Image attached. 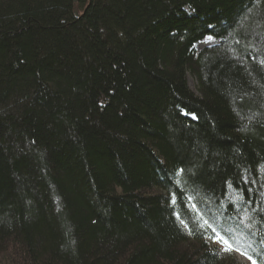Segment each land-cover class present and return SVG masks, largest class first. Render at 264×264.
Listing matches in <instances>:
<instances>
[{
    "label": "trees",
    "instance_id": "trees-1",
    "mask_svg": "<svg viewBox=\"0 0 264 264\" xmlns=\"http://www.w3.org/2000/svg\"><path fill=\"white\" fill-rule=\"evenodd\" d=\"M217 233L264 261V0H0V264H238Z\"/></svg>",
    "mask_w": 264,
    "mask_h": 264
},
{
    "label": "snow or ice",
    "instance_id": "snow-or-ice-1",
    "mask_svg": "<svg viewBox=\"0 0 264 264\" xmlns=\"http://www.w3.org/2000/svg\"><path fill=\"white\" fill-rule=\"evenodd\" d=\"M173 203H175V196H173ZM178 215V214H177ZM181 223L183 224L184 221L182 220ZM204 224L206 225L207 224V221L204 222ZM204 225H201V227H203ZM249 227H251V225H248ZM185 227H187V225H185ZM189 232L191 234V230L189 229ZM254 235V234H253ZM234 239H237V238H233ZM214 240L216 241H219L221 242L225 247H224V251L225 252H232V251H241V254L242 255H246L247 258L251 261V264H257V259H255L253 257V255L249 254L248 253V248H241L240 246L236 245L234 246V243H233V240H230V239H226L224 236L220 235L219 233H217L215 236H214ZM254 243V241H251L249 240L248 241V244H249V247L251 246V244ZM260 243L262 245H264V238L261 239ZM254 251V250H253ZM262 264H264V261H262Z\"/></svg>",
    "mask_w": 264,
    "mask_h": 264
},
{
    "label": "rangeland",
    "instance_id": "rangeland-1",
    "mask_svg": "<svg viewBox=\"0 0 264 264\" xmlns=\"http://www.w3.org/2000/svg\"><path fill=\"white\" fill-rule=\"evenodd\" d=\"M219 42H220L219 39H216L212 36H208V37H205L201 42H199V44L200 43L202 44L200 47H198V45H196L195 50H196V52H200L202 49H204L206 47L215 46ZM187 79H188V84H189L190 89L192 91H194L195 93H197V82H196V80L191 75H188ZM236 259H237L238 264H250V261H248L242 255H237Z\"/></svg>",
    "mask_w": 264,
    "mask_h": 264
},
{
    "label": "bare ground",
    "instance_id": "bare-ground-1",
    "mask_svg": "<svg viewBox=\"0 0 264 264\" xmlns=\"http://www.w3.org/2000/svg\"><path fill=\"white\" fill-rule=\"evenodd\" d=\"M197 45H198V47H200L202 44L201 43L200 44L198 43ZM197 53H199V52H197Z\"/></svg>",
    "mask_w": 264,
    "mask_h": 264
},
{
    "label": "water",
    "instance_id": "water-1",
    "mask_svg": "<svg viewBox=\"0 0 264 264\" xmlns=\"http://www.w3.org/2000/svg\"><path fill=\"white\" fill-rule=\"evenodd\" d=\"M73 1H80V0H73Z\"/></svg>",
    "mask_w": 264,
    "mask_h": 264
}]
</instances>
